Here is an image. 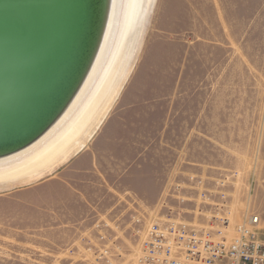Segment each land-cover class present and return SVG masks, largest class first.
Wrapping results in <instances>:
<instances>
[{
	"label": "rangeland",
	"instance_id": "obj_1",
	"mask_svg": "<svg viewBox=\"0 0 264 264\" xmlns=\"http://www.w3.org/2000/svg\"><path fill=\"white\" fill-rule=\"evenodd\" d=\"M98 128L51 173L0 190V264H98L97 220L128 195L159 216L164 202L182 207L170 193L190 174H236L231 222L260 216L264 241V0H154ZM119 208L110 217L127 225L133 212ZM127 238L122 263L134 264Z\"/></svg>",
	"mask_w": 264,
	"mask_h": 264
},
{
	"label": "water",
	"instance_id": "obj_2",
	"mask_svg": "<svg viewBox=\"0 0 264 264\" xmlns=\"http://www.w3.org/2000/svg\"><path fill=\"white\" fill-rule=\"evenodd\" d=\"M110 0H0V158L39 139L94 60Z\"/></svg>",
	"mask_w": 264,
	"mask_h": 264
},
{
	"label": "built area",
	"instance_id": "obj_3",
	"mask_svg": "<svg viewBox=\"0 0 264 264\" xmlns=\"http://www.w3.org/2000/svg\"><path fill=\"white\" fill-rule=\"evenodd\" d=\"M221 177L188 175L187 181L175 184L170 193L182 207L164 202L160 210L166 209V214L161 216L155 210L143 212L135 197L120 198L118 207L132 210L131 221L124 225L122 214L105 216L93 224L96 237L87 240L95 262L123 264L129 234L137 246L134 264H264L260 216L233 225L227 188L236 174ZM186 203L195 204L194 210L186 209ZM189 213L195 214L194 219L185 218Z\"/></svg>",
	"mask_w": 264,
	"mask_h": 264
},
{
	"label": "bare ground",
	"instance_id": "obj_4",
	"mask_svg": "<svg viewBox=\"0 0 264 264\" xmlns=\"http://www.w3.org/2000/svg\"><path fill=\"white\" fill-rule=\"evenodd\" d=\"M153 1H109L99 46L80 88L39 139L0 158V190L44 177L94 137L134 64Z\"/></svg>",
	"mask_w": 264,
	"mask_h": 264
},
{
	"label": "crops",
	"instance_id": "obj_5",
	"mask_svg": "<svg viewBox=\"0 0 264 264\" xmlns=\"http://www.w3.org/2000/svg\"><path fill=\"white\" fill-rule=\"evenodd\" d=\"M94 136H95V135H94ZM91 140H92V139H91ZM91 140H90V141H91ZM90 141H89V142H90ZM89 142H88V143H89ZM88 143H87V144H88ZM87 144H86V145H87ZM85 147H86V146H85ZM85 147H84V148H85ZM84 148H83V149H84ZM77 154H78V153H77ZM113 209H115V211L117 210V212L120 211V208L118 207V202H117V205H115V206L112 207L110 210H108L109 212H108L107 214H105V215H106V216H110L109 213H110Z\"/></svg>",
	"mask_w": 264,
	"mask_h": 264
}]
</instances>
